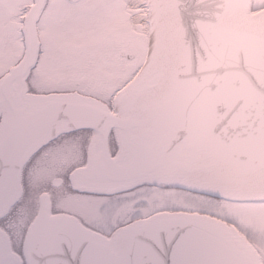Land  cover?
I'll return each mask as SVG.
<instances>
[{
	"label": "snow or ice",
	"instance_id": "6c2138e0",
	"mask_svg": "<svg viewBox=\"0 0 264 264\" xmlns=\"http://www.w3.org/2000/svg\"><path fill=\"white\" fill-rule=\"evenodd\" d=\"M0 264H264V0H0Z\"/></svg>",
	"mask_w": 264,
	"mask_h": 264
}]
</instances>
